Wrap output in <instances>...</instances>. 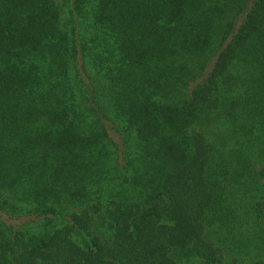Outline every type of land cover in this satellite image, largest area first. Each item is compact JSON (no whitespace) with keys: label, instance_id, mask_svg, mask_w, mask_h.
Here are the masks:
<instances>
[{"label":"trees","instance_id":"trees-1","mask_svg":"<svg viewBox=\"0 0 264 264\" xmlns=\"http://www.w3.org/2000/svg\"><path fill=\"white\" fill-rule=\"evenodd\" d=\"M0 264H264V0H0Z\"/></svg>","mask_w":264,"mask_h":264}]
</instances>
